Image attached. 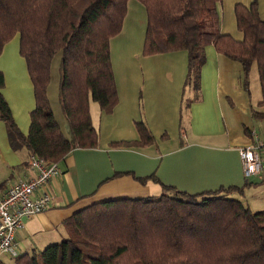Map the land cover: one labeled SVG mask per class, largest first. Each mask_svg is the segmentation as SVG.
Instances as JSON below:
<instances>
[{"label":"trees","instance_id":"1","mask_svg":"<svg viewBox=\"0 0 264 264\" xmlns=\"http://www.w3.org/2000/svg\"><path fill=\"white\" fill-rule=\"evenodd\" d=\"M146 28L142 55L186 50V85L199 89L208 45L243 68L244 83L255 64L264 103V19L258 4L236 3L241 39L219 30L221 0H137ZM129 0H0V54L18 36V52L31 80L34 107L24 134L2 89L0 120L13 150L61 162L75 148L97 145L90 101L111 113L118 101L111 66L110 40L123 26ZM61 52L59 102L66 119L65 137L54 117L47 87L54 55ZM188 102V101H187ZM138 138L111 146H147L154 137L142 121ZM157 181L154 175L138 177ZM158 196L112 198L91 203L62 224L65 235L40 251L23 254L14 264H264V209L252 211L231 194L242 187L187 193L163 186ZM0 264H5L0 261Z\"/></svg>","mask_w":264,"mask_h":264},{"label":"crops","instance_id":"2","mask_svg":"<svg viewBox=\"0 0 264 264\" xmlns=\"http://www.w3.org/2000/svg\"><path fill=\"white\" fill-rule=\"evenodd\" d=\"M235 1L248 5L253 0ZM256 1L264 19L262 1ZM218 12L219 30L241 39L235 33L232 6L226 14L220 2ZM177 52L141 56L137 50L136 57L122 58L120 63L128 66L113 70L118 95L114 110L106 114L95 101L89 103L97 145L75 148L59 162L63 174L48 186L53 196L50 205L26 219L17 233V257L40 251L57 238L62 239L63 222L91 203L158 196L163 192L162 185L191 194L220 187H242V194L231 195L244 203L254 197L258 207L255 211L264 207V172L246 177L238 155V148L249 146L256 139L264 141L261 88L252 92L249 79L244 83L242 65L208 45L198 91L190 85L183 90L187 55L179 56ZM0 70L4 76L2 94L18 127L27 134L34 97L25 62L18 52L17 35L3 48ZM59 82L58 64L52 71L51 63L47 96L54 117L68 138L69 129L58 96ZM254 95L258 97L256 102ZM136 121L146 124L154 137L153 144L111 146L113 141L137 139ZM30 155L26 148L10 147L5 123L0 120V193L23 178ZM150 175L157 181L137 180ZM246 204L253 210L251 204ZM5 257L9 258L0 257L2 263Z\"/></svg>","mask_w":264,"mask_h":264},{"label":"built area","instance_id":"3","mask_svg":"<svg viewBox=\"0 0 264 264\" xmlns=\"http://www.w3.org/2000/svg\"><path fill=\"white\" fill-rule=\"evenodd\" d=\"M238 155L246 177L264 172V141L238 148ZM62 174L59 163L31 154L23 178L0 193V257H17L18 231L26 219L48 208L53 198L48 186Z\"/></svg>","mask_w":264,"mask_h":264},{"label":"rangeland","instance_id":"4","mask_svg":"<svg viewBox=\"0 0 264 264\" xmlns=\"http://www.w3.org/2000/svg\"><path fill=\"white\" fill-rule=\"evenodd\" d=\"M261 1H262L263 6H264V0H261ZM220 2L222 3V11L224 8V11L226 12V14L229 11V6L230 5L232 6L233 16H234L235 4L241 3V2H236V1H235L236 3H234V0H221ZM219 5H220V3H218V7H219ZM259 15L261 17L260 13H259ZM145 27H146V21H145V14H144L143 6L137 0H129L128 11H127L126 17L124 19L122 29L117 35L112 37L110 40V57H111V66H112L113 70H116L118 68V66L123 67V68L128 66L126 64L120 63V61H122V58L136 57L137 56V53H136L137 50H139V54L142 53L141 43L143 40L142 38H144V35H145ZM236 28L237 27L235 24V26H234V29L236 31L235 33H237V37L240 38V36H242V35L239 32V30ZM223 33H225V32H223ZM136 46H137V49H136ZM142 47H143V43H142ZM177 53L178 54H176V55H179V56L185 55V54L187 55L186 50H178ZM61 55H62L61 52H57L54 55L53 60H52V71H54L56 63L58 64V69H59L60 61H61ZM141 56H143V55H141ZM248 79H249L248 87L252 92L255 93V91H258L260 89L258 72H257V67L255 64L250 69ZM257 98H258L257 95H254L253 99L255 100V102L257 101ZM140 101H141V104H143V97H141V96H140ZM50 106H51V104H50ZM185 116H186V114H185ZM262 199H264V194L262 195ZM254 200H255L254 197H250L249 201H245L246 203L251 204V208L253 209L252 211H255L256 208H258V207H256V203ZM262 206H264V205H262ZM262 209H264V207ZM262 209H258V210H262ZM60 240H61L60 238H57L56 241H53L49 244L59 242ZM49 244H47V245H49ZM4 260L5 261H3V262L6 264H14L15 259L10 258V257L9 258L5 257Z\"/></svg>","mask_w":264,"mask_h":264}]
</instances>
